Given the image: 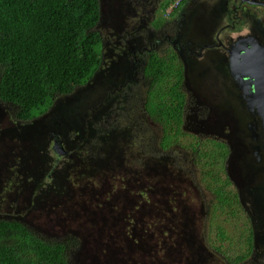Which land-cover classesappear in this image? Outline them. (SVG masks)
Here are the masks:
<instances>
[{
    "label": "rangeland",
    "instance_id": "374dc122",
    "mask_svg": "<svg viewBox=\"0 0 264 264\" xmlns=\"http://www.w3.org/2000/svg\"><path fill=\"white\" fill-rule=\"evenodd\" d=\"M215 1L210 3V0H203L205 9L199 8L197 11L206 14L213 8L220 9L215 8ZM112 2L114 0H101L98 30L103 34L106 47L99 71L88 85L60 97L49 114L37 119L14 122L12 107H8L5 114L0 113V218L25 220L47 239L58 240L70 233L77 235L73 239L75 242L72 240V250L75 249L71 253L73 264H136L141 261L136 258L139 251L134 240H128L127 230L132 229L135 237L145 244L142 239L145 231L140 220V210L144 204L150 207L153 216H168L165 224H172L165 227L170 234L161 236L163 244L156 247L149 262L241 264L234 262L233 258L242 253L240 242L238 244L241 237L238 236L244 230L243 219H233L213 204L208 193L213 178L207 172L210 167H206L207 171H204L203 165L196 168L201 175V172H205L202 183L207 203L200 204V214L196 210L186 209V212L185 206L199 199L200 195L195 190L178 193L186 181L185 174H191L188 173L191 172L189 163H185L184 149L178 147L181 160L176 164L164 158L162 150H159V162L156 155L152 156L154 145L150 144L151 139L155 137L156 143L162 127L144 113L140 92L137 93L135 89L128 93L123 91L113 101L108 100L101 105L105 93L103 100L98 102L102 92L99 79L110 70L118 74L117 68L124 59L120 58L123 54L115 50L117 36L122 31L127 32L126 43L134 36L139 41L144 39L140 36L144 34L143 29L139 27L147 15H135L137 6L128 0ZM137 12H140L139 8ZM221 12L225 13L224 20L215 25L216 30L223 24L230 23L232 26L235 23L234 28L227 29L242 34L255 25L253 18L250 21L247 18L237 20L233 11ZM156 16L160 18L159 13ZM100 47L102 50V45ZM143 84L144 80L141 79L137 89L142 90ZM100 106V114L95 117L89 114L90 109L96 110ZM198 110L206 111L216 119L206 126L190 115L187 128L200 136L213 135L229 119L228 112L220 107L209 111ZM219 111L221 113H217ZM87 117H91L92 125L87 124ZM43 122L51 127L42 125ZM64 129L62 136L65 146L78 154L72 161L65 154L55 152V141L48 143L50 131L53 134V130ZM191 139L186 136L181 142L189 145ZM233 145L236 157L239 149ZM104 149L111 157L102 158ZM57 158L60 160L58 169L49 176V170L56 164ZM192 174L195 175L194 172ZM204 208L207 211L206 237L201 218ZM134 209L135 213L129 215ZM177 216L180 219L177 220ZM253 216L256 217V212ZM132 222L138 225L132 228ZM219 227L229 234L224 246L228 257L209 249L220 245L216 235ZM168 239L171 240L166 242ZM249 260L252 264L264 262V251L260 246L256 247Z\"/></svg>",
    "mask_w": 264,
    "mask_h": 264
},
{
    "label": "trees",
    "instance_id": "16d2710c",
    "mask_svg": "<svg viewBox=\"0 0 264 264\" xmlns=\"http://www.w3.org/2000/svg\"><path fill=\"white\" fill-rule=\"evenodd\" d=\"M174 1L170 0L165 10ZM101 13V0H0V103L4 108L0 113L5 114L7 108L12 107L14 122L37 119L50 111L61 96L74 93L90 80L102 63V38L95 30ZM147 72L153 80L146 95L145 110L152 120L163 125L159 145L176 157L175 145L185 147L181 140L190 136L192 147L194 144L200 146L196 156L197 167L203 165L207 171L209 166L207 172L213 174L210 180V188L216 195L213 204L226 215L227 207H230L235 215L237 194L233 193L232 182L222 175L223 144L216 140L203 141L198 134H191L185 124L184 95L180 89L183 72L177 55L153 56ZM201 173L185 174L186 181L178 193L186 194L193 190L200 193L202 181H205V172ZM200 204L197 198L185 206V211L196 210L200 214ZM140 212L145 244L135 237L132 229L127 230L128 240L137 244L139 255L136 258L141 261L136 264H153L149 259L156 247L163 244L161 236L170 234L165 227L172 224H165L168 216H153L148 205L143 204ZM206 212L204 208L201 215L205 237ZM134 213L135 209L129 215ZM247 222L248 225L242 229L244 234L241 231L238 236L241 237L238 244L244 242L248 245L247 252L233 258L236 263L242 262L255 246L256 232L248 219ZM132 224V228L138 225L136 222ZM216 235L220 245L208 246L209 249L228 257L224 246L229 234L219 227ZM76 236L70 233L58 240L47 239L25 220L0 218V264H73L71 253L75 249L72 250V240Z\"/></svg>",
    "mask_w": 264,
    "mask_h": 264
},
{
    "label": "flooded vegetation",
    "instance_id": "af4514ba",
    "mask_svg": "<svg viewBox=\"0 0 264 264\" xmlns=\"http://www.w3.org/2000/svg\"><path fill=\"white\" fill-rule=\"evenodd\" d=\"M120 1L114 0L115 3H120ZM169 1L128 0L129 3H135L137 6L135 8V15L140 13L147 15V17H144L146 18L145 22L139 27V29H143L144 34H140V36L144 37V39L139 41L134 36V38L128 40L129 43H126L127 32L122 31L120 36H117L114 44L117 46L115 50H117V53H122L123 55H120V58L124 57V59L121 60V66L117 68L118 74L115 75L110 70L106 73L107 75L103 74V78L99 79L102 92L98 98V102L103 100L105 93L106 96L101 105L105 101H113L118 96V93L121 94L123 91L128 93L135 89L137 93L140 92L139 96L140 99L142 98L144 113L151 119L145 110L146 95L150 90L153 80L147 72L148 63L153 56L165 57L172 53L177 55L183 72L180 89L184 95L185 124L187 125L190 115L191 117L193 115L194 119L197 118L206 126H209L213 120H216L210 117L208 112L198 109L209 111L215 107H220L224 112H228L229 119L221 125L223 127L219 128V131H215V133H212L213 135H207L206 137L197 136L203 139V141L216 140L222 143L225 148L221 159V166L223 165L222 175L232 182L233 193L237 194L238 199L237 213L234 215L231 208L227 207V215L236 220L243 219V229L248 225L247 219L254 226L256 232V239H254L255 246L241 262V264H252L249 258L255 253L256 247L260 246V249L264 251V114L259 111L261 98L258 97V94L264 91L258 92L253 89L251 94L246 93L248 87L246 83L247 77L235 73L233 67L236 61H234L231 51L235 40L240 35L254 34L264 43V4H254L247 0H216L217 6L215 5V8L219 7L220 9L215 10L213 8L210 13L205 14L197 11L199 8L205 9L203 0H181L176 7L170 9L169 5L168 9L165 10ZM138 8L140 12H137ZM221 10L223 12H225L224 10L233 11V15L237 17V20L247 18L250 21L253 18L255 25L247 33L242 34L233 33V30L227 29V27L234 28L235 23L232 26L230 23L223 24L216 30L214 28L215 25L224 20L223 15L225 13L223 14ZM262 11L263 13H261ZM157 13H159L160 18H157ZM255 16L259 20H256ZM99 24L100 22L95 27L97 31H99ZM100 34L102 38L101 52L103 55L106 41L103 34L101 32ZM240 56L242 57L243 55ZM141 79L144 80V84L142 90H139L137 89V85ZM90 80L83 83V85H88ZM248 99H250L249 102ZM124 100L126 99L124 98ZM250 101L254 105L252 108L248 106ZM260 107L264 110V106ZM1 109L4 110L0 103ZM101 109L102 106L96 110L90 109L89 114L95 117V115L101 113ZM217 113H221V111ZM47 114H49V111ZM86 120L87 124H89L91 117H87ZM151 121L155 122L152 119ZM45 124L47 123H42V125ZM90 124L92 125V123ZM47 125L51 127L49 123ZM160 125L163 130V125ZM64 131L65 129L59 131L53 130V134L50 131L48 143L51 144L54 141L61 140L62 145L64 148L66 147L65 150L67 151L65 157L72 161L78 157V154L67 148V145L65 146V140L62 136ZM32 133L33 130L30 134ZM160 136L161 134H159V138ZM159 138L156 137V143L155 137L151 139L150 144L154 145L152 156L156 155L159 157V150H162L164 158H169L176 164L181 160L178 156L180 155L178 147L182 146L185 153V163L187 161L191 168V172H187L191 173L190 175H194L192 174L193 172L195 175L200 174L195 171L199 145L194 144L195 146L192 147L191 142L189 145H185V147L182 144L175 145L176 157H173L167 152V149L159 145ZM156 144L157 146H155ZM233 144L239 149L236 157H234ZM101 153L102 158L111 157L110 155L108 156L105 149ZM55 161L56 164L49 170V176L58 169L57 166L60 160L57 158ZM156 161L159 162V159H156ZM208 193L210 199L215 202L216 195L214 191L210 190ZM198 194L200 195L199 202L203 205L207 203L203 190ZM259 209L262 210L259 212ZM255 212L256 217L253 216ZM246 245L244 242L240 244V249L243 253L247 252L248 245Z\"/></svg>",
    "mask_w": 264,
    "mask_h": 264
},
{
    "label": "water",
    "instance_id": "95a60500",
    "mask_svg": "<svg viewBox=\"0 0 264 264\" xmlns=\"http://www.w3.org/2000/svg\"><path fill=\"white\" fill-rule=\"evenodd\" d=\"M247 1L254 4H264V1ZM231 53L233 54L234 61H236L235 66L233 67L235 73L247 77L246 83L248 84V87L246 93L251 94L253 89L258 92L264 91V43H262L254 34L241 35L235 40ZM240 55L243 56L241 57ZM263 95L264 92L258 94V97L261 98L259 102V111L262 114H264V110L260 106H264ZM249 100L250 99H248V102ZM248 106L249 108H252L254 105L250 101ZM53 148L59 155L67 153L61 140L56 141Z\"/></svg>",
    "mask_w": 264,
    "mask_h": 264
},
{
    "label": "built area",
    "instance_id": "2783aa9c",
    "mask_svg": "<svg viewBox=\"0 0 264 264\" xmlns=\"http://www.w3.org/2000/svg\"><path fill=\"white\" fill-rule=\"evenodd\" d=\"M181 0H175L173 4H171L170 9L176 7Z\"/></svg>",
    "mask_w": 264,
    "mask_h": 264
},
{
    "label": "crops",
    "instance_id": "0c3cea01",
    "mask_svg": "<svg viewBox=\"0 0 264 264\" xmlns=\"http://www.w3.org/2000/svg\"><path fill=\"white\" fill-rule=\"evenodd\" d=\"M224 11H226L227 13L229 12V10H224Z\"/></svg>",
    "mask_w": 264,
    "mask_h": 264
},
{
    "label": "clouds",
    "instance_id": "9594fccd",
    "mask_svg": "<svg viewBox=\"0 0 264 264\" xmlns=\"http://www.w3.org/2000/svg\"><path fill=\"white\" fill-rule=\"evenodd\" d=\"M171 6V5H170Z\"/></svg>",
    "mask_w": 264,
    "mask_h": 264
}]
</instances>
